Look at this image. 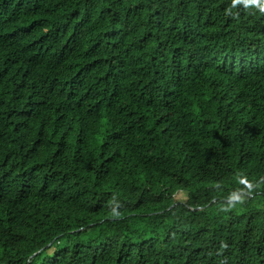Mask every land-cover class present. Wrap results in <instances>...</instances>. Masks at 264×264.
<instances>
[{"label": "trees", "instance_id": "16d2710c", "mask_svg": "<svg viewBox=\"0 0 264 264\" xmlns=\"http://www.w3.org/2000/svg\"><path fill=\"white\" fill-rule=\"evenodd\" d=\"M0 264H264L259 2L0 0Z\"/></svg>", "mask_w": 264, "mask_h": 264}, {"label": "clouds", "instance_id": "9594fccd", "mask_svg": "<svg viewBox=\"0 0 264 264\" xmlns=\"http://www.w3.org/2000/svg\"><path fill=\"white\" fill-rule=\"evenodd\" d=\"M258 2L260 3L261 10L264 11V0H243V3L246 4V5H248V4H257ZM233 3L235 4L236 0H233ZM184 203L185 202H183L181 204H184ZM172 207H170V208H172ZM77 231H82V228L78 229Z\"/></svg>", "mask_w": 264, "mask_h": 264}, {"label": "rangeland", "instance_id": "374dc122", "mask_svg": "<svg viewBox=\"0 0 264 264\" xmlns=\"http://www.w3.org/2000/svg\"><path fill=\"white\" fill-rule=\"evenodd\" d=\"M173 199H174L175 202H177V203H183V202L186 200V195H185V193H183L182 191H178V192L174 195Z\"/></svg>", "mask_w": 264, "mask_h": 264}]
</instances>
